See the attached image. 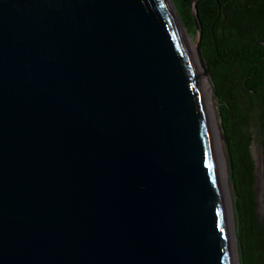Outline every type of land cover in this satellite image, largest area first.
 Masks as SVG:
<instances>
[{
  "label": "water",
  "instance_id": "water-1",
  "mask_svg": "<svg viewBox=\"0 0 264 264\" xmlns=\"http://www.w3.org/2000/svg\"><path fill=\"white\" fill-rule=\"evenodd\" d=\"M180 28L174 0H0V264H246Z\"/></svg>",
  "mask_w": 264,
  "mask_h": 264
},
{
  "label": "trees",
  "instance_id": "trees-1",
  "mask_svg": "<svg viewBox=\"0 0 264 264\" xmlns=\"http://www.w3.org/2000/svg\"><path fill=\"white\" fill-rule=\"evenodd\" d=\"M197 34L217 93L218 110L234 162L246 264H264V215L258 213L255 134H264V0H174Z\"/></svg>",
  "mask_w": 264,
  "mask_h": 264
},
{
  "label": "bare ground",
  "instance_id": "bare-ground-1",
  "mask_svg": "<svg viewBox=\"0 0 264 264\" xmlns=\"http://www.w3.org/2000/svg\"><path fill=\"white\" fill-rule=\"evenodd\" d=\"M180 32L182 34V39L184 41V44L186 46V49L188 51V54L190 56V61L192 62L194 68L196 71L200 74V85L203 90V99L205 102V110L208 118L209 128L212 135V141L213 146L215 150V154L217 156L218 161H220L221 164V171L223 173V157H222V150H223V142L220 137V131H219V117H218V111L216 109V106L214 103H212V108L214 110L215 119L213 120V117L211 113L209 112V100L212 99L213 101V93L210 86V83L208 79L204 76V70L201 67L200 59L197 51V46L195 43L192 42L191 37L185 32L183 28H180Z\"/></svg>",
  "mask_w": 264,
  "mask_h": 264
},
{
  "label": "rangeland",
  "instance_id": "rangeland-1",
  "mask_svg": "<svg viewBox=\"0 0 264 264\" xmlns=\"http://www.w3.org/2000/svg\"><path fill=\"white\" fill-rule=\"evenodd\" d=\"M191 40L196 45V35H189ZM198 53V52H197ZM212 99L209 100V112L213 120L215 119L214 110L212 108ZM218 110V106L216 107ZM219 111V110H218ZM253 156L256 162V184L258 213L260 217L264 215V134L258 132L255 134V139L252 146Z\"/></svg>",
  "mask_w": 264,
  "mask_h": 264
}]
</instances>
